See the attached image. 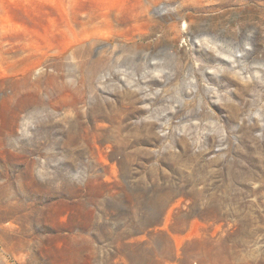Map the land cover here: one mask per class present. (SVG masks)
<instances>
[{
	"label": "rangeland",
	"instance_id": "1",
	"mask_svg": "<svg viewBox=\"0 0 264 264\" xmlns=\"http://www.w3.org/2000/svg\"><path fill=\"white\" fill-rule=\"evenodd\" d=\"M233 1L0 0L10 45L0 50L63 47L83 22L119 21L127 45L104 38L118 60L86 92L99 141L121 97L143 91L124 130L136 139L132 154L94 137L71 152L73 115L58 107L67 98L57 110L44 104L50 86L7 98L0 55V264H264V0L231 10ZM211 37L230 45L226 67ZM185 54L216 58L203 74L214 75L220 99L185 77ZM82 71L80 58L66 57L57 74L75 86ZM153 77L161 81L151 91ZM227 103L239 106L237 120Z\"/></svg>",
	"mask_w": 264,
	"mask_h": 264
},
{
	"label": "bare ground",
	"instance_id": "2",
	"mask_svg": "<svg viewBox=\"0 0 264 264\" xmlns=\"http://www.w3.org/2000/svg\"><path fill=\"white\" fill-rule=\"evenodd\" d=\"M231 5L233 6H231V10H234L235 7H238V9H247L252 6L249 0L233 1ZM178 19L186 21L187 17L185 14L181 13L178 15ZM105 20L108 23L109 29L106 27L103 28L101 24L88 25L90 22L81 23L78 29H72L69 39L63 47L48 46L47 48H40L39 46H34L29 43H23L15 49L2 47L3 49L0 50V55L5 64L2 67L3 73L13 90L8 93L7 98L12 99L24 88H36L39 91H43L45 86H50L54 92L44 104L55 108L54 104L58 106L56 104L57 100L67 98V101L58 107L67 108L70 114L73 115V121L68 130V140L65 142L66 148L69 151L74 152L77 148L85 149L87 139L94 137L97 146L107 144L109 148L124 149V154L129 156L133 152L128 151V149L136 144V139L132 141L130 139V134L124 133V130L129 128L130 121L136 114L134 104L137 101L138 92H143L142 88H138L135 94L133 93L121 97L122 101L114 107L112 116H109V123L107 124L109 131L102 141L97 139L98 134L95 131L94 124L95 116L90 115V111H88L90 107L86 109V92L88 90V85L96 79L105 77V72L110 68V62L118 60L117 55L120 51L118 49L112 51L106 50L104 38L110 36L119 42L121 46L127 45L124 29L120 27V23L115 16L109 13ZM176 26L177 25H174L172 29L176 28ZM6 33L7 28L0 24V45L7 44L10 46L3 40ZM205 42L211 45L212 51L219 53L220 56L217 58V61L223 64L224 67L228 65L226 58L232 61L231 57L226 56V53H229L227 48L229 49L230 47V45H226V41L219 44L218 39L211 37L205 39ZM198 53L203 57V52ZM66 57L81 59L83 68L82 77L75 86L60 83L59 75L57 74L59 62ZM185 57L187 61L185 60L186 63L182 69V73L185 72V77L188 80H195L198 87L202 85L201 83H204V90H210L211 94L217 95L220 99L223 95L221 91L216 88L211 89V86L214 85L213 82H211L214 75L209 77L203 74L204 69H216V58L213 60L200 58L191 63L188 54H185ZM234 63L239 62L235 60ZM51 67L53 70H50ZM43 68L49 69L43 72L42 77L39 79L33 78L35 72ZM157 68L158 66H155V69ZM235 74L239 75L240 72H235ZM178 75L179 73L177 72L176 78L173 81L178 80ZM160 81L158 77H153L147 87H150L152 91L153 87L160 85ZM246 92H248V90H243L242 94L244 95ZM198 93H200V89ZM40 96L39 93V101H41ZM256 98L257 101H259L261 96H257ZM191 101L196 103V99H192ZM58 107L55 109H59ZM222 108L230 113V121H235L239 118L241 110L236 103H227ZM195 115L197 116L199 114H192V116ZM204 115L207 116L208 113L205 112ZM104 116L107 118L105 114ZM160 125L163 126V123H160ZM197 135L198 134H195V137ZM8 136H10V134H8ZM2 175L3 173L0 172V176ZM14 207L16 208V205ZM16 214L15 220L11 225H14L20 219V217H18L19 215Z\"/></svg>",
	"mask_w": 264,
	"mask_h": 264
}]
</instances>
